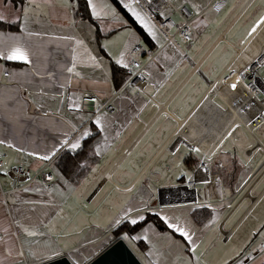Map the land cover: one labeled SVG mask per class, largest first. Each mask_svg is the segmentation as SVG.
Masks as SVG:
<instances>
[{
  "label": "crops",
  "instance_id": "obj_1",
  "mask_svg": "<svg viewBox=\"0 0 264 264\" xmlns=\"http://www.w3.org/2000/svg\"><path fill=\"white\" fill-rule=\"evenodd\" d=\"M101 1L93 2L101 13L100 18L91 14L96 25L77 14L75 0H26L14 17L19 30H0V52L23 46L31 61L0 58V140L5 141L0 144V264H39L62 255L73 264H86L111 243L116 225L138 221L147 211L197 230L196 246L215 224V233L229 240L247 222L242 234L246 249L226 262L252 254L249 264H264V124L251 133L230 116L227 105L241 83L229 80L231 75L224 79L236 49L251 36L246 32L236 37L242 33L236 26L263 15L257 29L264 0H227L220 13L210 8L211 0H177L195 15L191 41L180 42L182 52L156 30L152 35L143 27L157 49L144 65L146 82L129 85L133 69L128 66L130 75L118 88L110 62L123 58L128 63L129 49L146 43L121 13L108 15ZM172 16L178 20L176 13ZM84 93L109 100L113 109L82 110ZM97 117L103 130L94 124ZM85 131L95 135L97 161L79 185L51 166L52 188L36 179L9 192V167L21 163L36 168L45 162L38 155L54 148L70 150ZM202 158L207 162L204 172L198 167ZM193 176L196 201L212 208L200 225L190 215L195 205L168 206L176 196L167 190L186 185ZM81 186L83 192L78 191ZM105 186L126 195L128 208L102 228L86 216L93 213L90 203ZM107 198L100 197V208ZM177 208H185L190 217H176V211L170 217ZM154 228L150 222L136 232L155 236L152 242L145 240L142 263L186 264L190 250L183 248L179 234Z\"/></svg>",
  "mask_w": 264,
  "mask_h": 264
},
{
  "label": "built area",
  "instance_id": "obj_2",
  "mask_svg": "<svg viewBox=\"0 0 264 264\" xmlns=\"http://www.w3.org/2000/svg\"><path fill=\"white\" fill-rule=\"evenodd\" d=\"M130 5H134L137 9L155 25V30L162 38L173 44L182 51L180 42L187 43L192 39L191 22L195 17L193 11L183 2L177 3V0H153L151 4L148 0H127ZM227 0H211L210 8L220 13ZM160 13L164 15L161 16ZM176 13L178 20L172 16ZM254 32L251 33V35ZM250 37V36H249ZM247 38V40L249 39ZM245 44V43H244ZM157 49L146 44L137 43L128 51V64L133 72L128 78L127 83L131 86H142L146 81L143 78L142 71L146 62L150 61L156 55ZM183 52V51H182ZM145 58V61L142 59ZM264 43L261 44V50L256 56L247 63L246 68L239 73V81L241 89L231 99L227 105V111L234 116V112L239 116L237 120L241 122L249 132L254 128L264 124ZM234 70L229 68L224 79L228 78ZM3 76H8V71L3 72ZM80 108L88 112H99L102 110L111 111L113 105L110 101H99L96 95L84 93L81 97ZM184 145L186 141L183 140ZM264 148V147H263ZM128 152V150H125ZM2 154L0 152V168L3 167ZM199 169L203 172L207 169V162L204 158L200 160ZM53 169L51 160L43 162L36 168H30L24 165L11 166L7 170V175L11 180L10 191H16L30 182L40 179L46 188L53 187ZM195 184V176L188 180L185 186L174 187L172 191L176 196V201H171L177 206L198 205L195 192L191 189ZM165 207V206H164ZM248 254L240 260H236L231 264H249Z\"/></svg>",
  "mask_w": 264,
  "mask_h": 264
},
{
  "label": "trees",
  "instance_id": "obj_3",
  "mask_svg": "<svg viewBox=\"0 0 264 264\" xmlns=\"http://www.w3.org/2000/svg\"><path fill=\"white\" fill-rule=\"evenodd\" d=\"M12 4L17 14L20 13L22 6L26 0H5ZM76 1V12L84 20L90 21L96 25L95 20L91 16L89 5L87 0H75ZM117 10L126 18L128 24L137 32L140 38L149 46L155 47L151 41V37L148 32L139 24L128 10L120 3L119 0H110ZM0 30L18 31L19 30V19H3L0 20ZM98 35V31H97ZM14 65L20 63L14 62ZM111 79L115 88L120 87L126 78L130 75V71L118 65L116 62H110ZM95 135L83 139L82 147L75 151L68 149L60 150L57 155L52 159L51 166L55 167L71 184L78 185L85 175L89 172L91 166L97 161V155L94 150ZM81 162L84 163V167H81ZM212 214V208L208 205H195L190 209V215L196 224H203L206 222ZM153 223L159 231H170L171 229L166 227L164 220L155 212L147 211L143 219L137 221L136 224H132L129 220H123L116 225L111 233L113 235L111 243L118 238L131 237L145 224ZM173 233V232H172ZM178 235L177 233H173ZM110 243V244H111ZM135 244L141 252L147 248V242L144 239H138Z\"/></svg>",
  "mask_w": 264,
  "mask_h": 264
},
{
  "label": "rangeland",
  "instance_id": "obj_4",
  "mask_svg": "<svg viewBox=\"0 0 264 264\" xmlns=\"http://www.w3.org/2000/svg\"><path fill=\"white\" fill-rule=\"evenodd\" d=\"M95 1L96 0H93V2ZM97 3H98V0H97ZM101 3H102V6L105 7L108 15H110L113 12L120 13L110 0H102ZM130 6L132 8H135L136 11H139L137 7H135L134 5H130ZM102 11L104 10L102 9ZM16 14H17V11L14 9L11 3L5 0H0V15H2L5 19H12L16 16ZM259 19L250 18L247 20V23L246 21L243 23H239V25L236 26L235 31L239 32L240 30H242V33L241 34L237 33L236 37L242 36V35L245 36L246 32L248 36L251 29L254 26H256V24H258ZM233 33H234V30H233ZM262 72L264 73V69L262 70ZM255 129L256 128H254L251 133H254ZM18 165H22V164L20 163ZM78 191L83 192L82 186L81 188H78ZM103 194H106L108 198L104 202V205H102V207L100 208L98 206V202L100 201V197ZM125 201H126V195L121 196L119 194H116L115 192L111 191L108 188V186H105L92 199L89 207H90L91 212L93 213H91V216H86V217H92L91 220H92L93 226H98V227L101 226L102 228H104L105 224L108 222L110 217H116L121 211L122 212L120 214H124L126 212L128 207L125 204ZM168 206H177V204L170 203ZM185 210H186L185 208H177L174 211L171 210L170 217H174L175 211L179 213L176 217H190ZM214 215H215V211H214ZM153 226L155 227L154 228L155 231H158V228H156L154 224ZM246 226H247V222H245L242 226H240L238 230L235 232V234L231 236L229 240H223L221 235H218L217 233H215L216 231V224H215L213 228L211 229V231H209L208 234L199 242V245L196 246L195 252L188 251L187 256H186L187 258L186 264H223L229 257L231 258L234 255H237L238 251L243 252L246 249V245H247V238L242 236ZM226 228L227 226L224 227V229ZM168 232L173 234L170 231ZM194 232L196 236H198L197 235L198 231L196 230ZM154 237H155L154 233L151 231L141 232L138 235L136 233L137 239L143 238L147 242L154 241ZM123 239L125 240L127 245L130 247V249L135 253L137 258H139V260L143 262V258H145V256L140 250H138L133 238L127 237ZM182 244H183V248L185 247V249L186 248L189 249L186 246L184 241L182 242ZM238 247H241V249L239 250ZM167 252H173V251H167ZM177 256L179 257V254H177ZM240 259H237V260H240Z\"/></svg>",
  "mask_w": 264,
  "mask_h": 264
},
{
  "label": "snow or ice",
  "instance_id": "obj_5",
  "mask_svg": "<svg viewBox=\"0 0 264 264\" xmlns=\"http://www.w3.org/2000/svg\"><path fill=\"white\" fill-rule=\"evenodd\" d=\"M153 2V0H148V3L151 4ZM87 3L91 9V14L93 17L96 18H100L101 17V13L97 11V5L95 3H93V0H87ZM138 3V0H137ZM125 8H128V10L131 12V15L133 17H135L136 21H138L142 27H144L146 30L149 31L150 34L155 35V25L151 23V21L149 19H147L141 12L136 11L135 8H132L130 5L125 4L124 5ZM25 15H27V9H25ZM161 16H163V13H160ZM4 17L2 15H0V20H3ZM259 23H264V18L261 19V21ZM258 26V25H257ZM256 27L254 26L251 31L249 32V35H251L252 32H255ZM0 58L3 59H7L9 61H22L25 63H30L31 61L29 60V55L27 50L23 47V46H15L12 47L6 54L0 52ZM116 63L124 68H127L129 65L128 63L125 62V60L123 58L119 59L116 61ZM68 71H72V69H68ZM231 87L233 89L236 88V84L231 85ZM94 124L98 126L99 130H103V126L101 125V121L100 118L97 117L96 120L94 121ZM91 135V133L89 131H85L82 135V137L80 139H78L75 143H72L70 145V150L74 151L77 149H80L83 145L81 144V140L85 139L87 137H89ZM228 135H231V132L228 133ZM5 143V141L0 140V144ZM64 144H67V141L63 142ZM21 151H23L21 149ZM59 151V148H54L50 154H45V155H38V159L41 161H49L52 159V157H54L56 155V153ZM194 151L199 152V149H194ZM97 154H99L97 152ZM29 155H36L34 153H29ZM208 159H210L211 157H207ZM81 167H84V163L81 162L80 164ZM140 219H143V217H141ZM164 220V223L166 224V227L171 229L173 233H178L179 236L182 238V240L189 246V250L191 252H195L196 250V245L194 243V236H195V232L190 229V228H186V227H182L177 223H171L168 221L167 218H162ZM132 224H136L137 221L135 219H133L131 221ZM252 257H248V259H251ZM225 264H227V262L225 261Z\"/></svg>",
  "mask_w": 264,
  "mask_h": 264
},
{
  "label": "water",
  "instance_id": "obj_6",
  "mask_svg": "<svg viewBox=\"0 0 264 264\" xmlns=\"http://www.w3.org/2000/svg\"><path fill=\"white\" fill-rule=\"evenodd\" d=\"M193 192L195 189L191 188ZM196 196V194H195ZM196 199V198H195ZM264 245V241L262 243ZM39 264H73L68 256L60 257ZM86 264H143L135 253L130 249L123 238H118L105 247L99 254Z\"/></svg>",
  "mask_w": 264,
  "mask_h": 264
},
{
  "label": "bare ground",
  "instance_id": "obj_7",
  "mask_svg": "<svg viewBox=\"0 0 264 264\" xmlns=\"http://www.w3.org/2000/svg\"><path fill=\"white\" fill-rule=\"evenodd\" d=\"M264 43V23H260L255 32L249 37L246 44L236 49V54L231 60L229 68L234 70L229 80H239V73L243 71L257 53L261 50V44ZM234 119H238L236 112L233 113ZM237 121V120H236Z\"/></svg>",
  "mask_w": 264,
  "mask_h": 264
}]
</instances>
